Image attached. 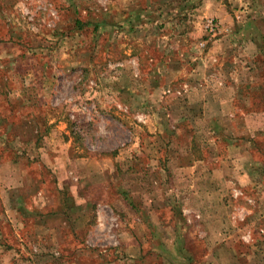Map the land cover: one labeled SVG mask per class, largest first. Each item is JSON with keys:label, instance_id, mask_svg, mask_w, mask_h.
Listing matches in <instances>:
<instances>
[{"label": "rangeland", "instance_id": "rangeland-1", "mask_svg": "<svg viewBox=\"0 0 264 264\" xmlns=\"http://www.w3.org/2000/svg\"><path fill=\"white\" fill-rule=\"evenodd\" d=\"M4 2L9 0H0V4ZM45 2L56 10L52 27L44 25L43 13L34 11L31 18L25 14ZM229 2L231 7L242 10L249 6V0ZM258 4L264 7V0ZM22 8L11 15L12 19L17 18L14 25L6 20L10 16L5 14L6 10L0 11V44L8 41L11 32L14 44L18 41L26 46L28 31L45 45L33 52L23 47L14 50L17 57L21 56L12 64L3 57L4 71L6 76L10 74L11 88L19 90L22 99H31L32 89L44 88L41 99L48 102L54 113L49 127L39 126L37 131L18 119L11 121L15 124L12 132L3 128L5 123L0 124V148H5L1 154L3 175L10 172L7 166L11 161L5 159L13 161L16 157L12 163L18 171L12 169L10 175L17 177L14 172L24 173L25 182L29 183L23 193L12 187L14 177L12 183L9 176L8 188L3 181L0 264H182L174 261L169 249L163 250L165 253L152 249L155 240L146 238L143 220L157 221L153 225L166 236L162 244L169 246L180 218L200 216V210L192 208L189 202L194 198V184L208 180L207 170L197 167L181 173L176 171L175 159L168 156L170 142L189 133L185 124L190 122L185 120L184 113L191 94L200 90L203 78L198 77L197 68H190L167 82L151 99L143 98L142 103L134 106L127 102L126 94L105 93L102 82L94 78L93 68L72 65L67 70L73 77L67 75L65 79L56 64L55 68L45 63L47 51L67 46L65 32L59 26L62 9L56 0H23ZM211 18L218 27L216 36L222 25L219 17ZM8 46L1 45L0 52L4 53ZM233 54L236 57L230 60L229 68H240L246 57L242 59L236 51ZM221 59L229 60L227 56ZM120 66L121 63L114 65ZM208 68L215 74L217 60H212ZM29 69L40 71V76H47L51 69L54 73L49 83L40 79L44 85H31L19 75ZM9 80H0L1 90L8 91ZM209 136L212 135L208 133L206 139ZM233 184L224 192L211 190L217 191L215 196L222 199L228 231L235 235V241L240 247L252 248L250 263L264 264V234L258 231L259 227L264 228V214L259 200L250 188ZM234 188L240 189L242 195L233 197ZM177 200L180 206L176 205ZM237 209H242V220L232 219ZM246 229L251 237L248 242L241 239Z\"/></svg>", "mask_w": 264, "mask_h": 264}, {"label": "crops", "instance_id": "crops-1", "mask_svg": "<svg viewBox=\"0 0 264 264\" xmlns=\"http://www.w3.org/2000/svg\"><path fill=\"white\" fill-rule=\"evenodd\" d=\"M258 2L249 0V6L242 10L231 7L229 0H56L62 9L59 26L65 32L67 46L49 50L44 57L45 63L56 64L65 79L73 77L67 70L72 65L93 68L94 78L102 82L105 93L126 94L127 102L137 106L190 68H197L198 77L203 78L200 90L191 94L185 106L189 133L170 142L168 156L175 159L176 171L181 173L203 167L208 171L205 175L209 174L206 183L213 182L214 186L205 181L194 184V198L189 204L200 210V216L180 218L169 246L162 244L166 236L154 226L157 221L143 220L146 238L155 240L152 249L163 253L169 249L174 261L182 264H253L248 259L252 248L240 247L228 231L222 199L215 193L226 191L231 183L250 188L264 214V7ZM22 6L23 0H9L0 4V11L6 10L5 14L11 16ZM10 16L6 20L14 25L17 18ZM212 16L219 17L222 25L215 37L207 34L204 22H200ZM26 32V46L18 41L14 44L11 32L8 41L1 42L0 47L9 44V48L0 52V80L10 79L4 71L3 57L12 64L21 56L17 57L14 50L23 47L33 52L45 45ZM234 51L246 58L240 68L230 69ZM223 56L229 60H222ZM214 59L218 67L215 74L208 68ZM119 63L122 67H114ZM51 70L47 76L32 69L19 75L31 85L41 86L44 82L41 84L40 79L45 84L51 80ZM9 82V102L0 97V119L3 111L12 112L6 119L8 130L13 131L14 119L31 124L35 130L39 126L48 128L54 111L41 99L44 88L32 89L33 97L22 99L21 92L11 88ZM208 133L210 139H206ZM5 160L11 161L7 166L10 172L3 175L0 159V192L4 180L7 188L10 185L11 171H18L11 159ZM14 175L17 177L11 176L12 183L15 179L12 187L26 193L29 183L24 173Z\"/></svg>", "mask_w": 264, "mask_h": 264}, {"label": "built area", "instance_id": "built-area-1", "mask_svg": "<svg viewBox=\"0 0 264 264\" xmlns=\"http://www.w3.org/2000/svg\"><path fill=\"white\" fill-rule=\"evenodd\" d=\"M35 12H40L43 13L45 15L44 18V25L47 27H52L53 26V21L56 18V10L55 8L51 5L50 2H45V3H39L37 6H35V8L33 10H29V11H25V14H28V18L32 17V14H34ZM30 28L33 29L34 26L30 25ZM204 28H205V32L209 35H214L217 32V24L216 21L214 20V18H206L205 22H204ZM183 87L185 88L186 85L184 84ZM168 92V90H166ZM176 94L180 93V90H175ZM242 195V192L240 189L238 188H234L232 189V196L233 197H237ZM248 202H250V199H246ZM241 211L242 209H237V214L233 215L232 219L235 220V218L242 220V216H241ZM258 231L262 234H264V228L263 227H259ZM241 239L245 242H248L251 240L250 237V231L248 229H246L244 231V233L241 235Z\"/></svg>", "mask_w": 264, "mask_h": 264}, {"label": "trees", "instance_id": "trees-1", "mask_svg": "<svg viewBox=\"0 0 264 264\" xmlns=\"http://www.w3.org/2000/svg\"><path fill=\"white\" fill-rule=\"evenodd\" d=\"M0 89H1V87H0ZM0 97H1V100H4V101H6V102H9V98H8V94H7V90H5L4 88H3V90H0ZM9 111H11L10 109H8ZM9 111H4L5 113H3L2 112V116H1V123H4L5 122V124H4V126H3V128L5 129V128H7V124L6 123H8L7 121H6V119H7V116L9 115V113H12V112H9ZM6 112H8V113H6ZM25 122V121H24ZM37 131V130H36ZM4 150H5V148H0V159H1V154L4 152ZM16 158V157H15ZM14 157H13V161H15L14 159H15Z\"/></svg>", "mask_w": 264, "mask_h": 264}]
</instances>
